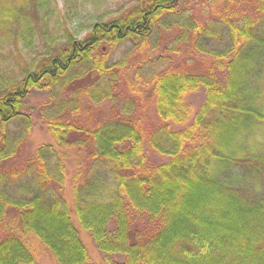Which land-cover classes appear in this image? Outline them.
<instances>
[{
  "label": "trees",
  "instance_id": "obj_1",
  "mask_svg": "<svg viewBox=\"0 0 264 264\" xmlns=\"http://www.w3.org/2000/svg\"><path fill=\"white\" fill-rule=\"evenodd\" d=\"M184 1L75 30L59 0H0V264H36L32 242L100 264L82 233L104 264H264V0ZM36 91L52 142L23 159Z\"/></svg>",
  "mask_w": 264,
  "mask_h": 264
},
{
  "label": "rangeland",
  "instance_id": "obj_2",
  "mask_svg": "<svg viewBox=\"0 0 264 264\" xmlns=\"http://www.w3.org/2000/svg\"><path fill=\"white\" fill-rule=\"evenodd\" d=\"M148 0H97V2H93V0H89V2L84 6L80 8H75V4H81L82 0H59L60 5V11L63 15H70L68 18H71L69 25L71 28L78 30L76 28L80 23H83V21L89 20V19H99L103 21H110L119 13L125 14L131 9H134L135 7L139 6L140 4L144 3L146 5V2ZM97 4V5H96ZM178 9L186 10V13L188 14H194L195 16L199 17L201 21H204L205 19L209 18L212 11L208 6L207 0H185ZM214 9V8H213ZM108 13V14H106ZM106 14V15H105ZM73 15H77V19H73ZM105 15L103 18L102 16ZM108 16V17H107ZM102 18V19H101ZM91 21V20H89ZM162 37V40L164 39V43L167 44L169 40L173 37L174 33L161 31L159 33ZM84 35V34H83ZM79 36L78 39H83L84 36ZM131 48V44L123 45L117 53L112 57L114 60L121 59L123 54L128 51ZM107 53L108 50H105ZM176 58L179 60H186L187 53L184 49H181L180 56H176ZM175 58V60H176ZM206 59L199 61L198 68H202L203 66H208L209 62H205ZM206 66V67H207ZM130 81L131 79L126 75L124 76V80L122 83V91L126 92L130 91ZM47 94L45 92L36 91L33 92L29 99L26 101V108L25 113L29 114L32 119V129L30 132V135L28 137V140L26 141L21 156L23 159H28L31 156L34 155V153L37 151V149L46 143H51L52 139L50 134L48 133V129L43 122V120L39 116V110L41 106L47 101ZM126 95V94H125ZM130 95V94H129ZM191 100V99H190ZM200 99L194 100L195 104H199ZM152 108V105L150 103L147 105V118H146V124H150L151 121L156 122V119L154 118L152 112L149 113V110ZM110 110V105L105 104L101 105L99 109L96 111L92 110L91 108H87V117H92L95 115L102 116H108V111ZM66 197L69 202V206L72 211V194L70 189L67 190ZM82 238L87 245L90 255L94 259V261H97L100 264H104L102 262V256L97 252L95 246L92 244L90 239L87 237L86 234L82 233ZM32 247L34 251V255L36 257V264H54V258L52 255L46 251L41 245L38 243L32 242Z\"/></svg>",
  "mask_w": 264,
  "mask_h": 264
}]
</instances>
